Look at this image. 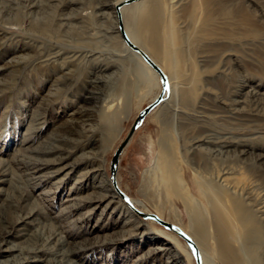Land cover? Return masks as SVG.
<instances>
[{
	"label": "rangeland",
	"instance_id": "1",
	"mask_svg": "<svg viewBox=\"0 0 264 264\" xmlns=\"http://www.w3.org/2000/svg\"><path fill=\"white\" fill-rule=\"evenodd\" d=\"M96 2L86 0L81 10L84 20L80 23L75 19L77 26L72 23L71 27L61 23V13L67 11L63 5L54 6L55 12L36 19L30 14L29 0L16 3L19 7L9 2L7 8L0 9V229L4 220H23L7 235L9 240L0 248V259L29 264H170L172 253L160 248L169 233L180 240L181 251H190V263L197 264L183 237L154 218L139 216L119 193L114 211L104 208L105 202L96 208L89 201L81 205L82 197L93 191L92 179L80 183L76 177L63 179L65 173L53 172L58 165L45 163L61 152L73 150L72 159L87 152L103 164L106 178L116 189L111 159L139 112L163 89L160 75L156 84L155 80L136 75L138 61L123 50L118 36L122 35L120 24L116 32L105 33ZM161 6L165 11L160 24L169 23L174 15L184 35L182 50L177 49L182 51L183 59L172 61L165 38L167 29H162L156 57L172 77V93L170 87L165 100L134 132L120 157L116 180L130 200L145 203L143 208L136 207L156 214L160 209L163 219L188 233L193 200L201 202V211L211 221L213 185L222 184L240 194L252 186L254 192L262 191V184L257 185L261 180H256L258 166L248 172L246 163V168L225 172L222 162L211 160L210 165L201 166L203 173L198 174L191 162L202 163L201 155L186 147L193 137L210 129L219 134L245 133L249 141L264 150V108L255 114L236 116L227 105L244 81L264 89V0H210L196 7L193 17L186 14L193 0H162ZM108 25L105 23V27ZM55 52L58 56H53ZM69 52L74 54L72 61L67 60ZM104 63L109 65L108 72L118 70V80L111 90L101 86L105 100L97 103L89 99L88 91L94 88ZM161 156L176 165L178 162L192 198L182 199L185 191L176 196L164 189L158 173H152L151 180L146 177ZM36 165L41 168L33 174ZM30 208L33 214L24 218ZM208 231L214 263L224 264L216 252L211 224ZM150 235L157 238L150 239ZM12 242L21 244L22 253L21 249L6 250ZM71 243L78 247L74 255L67 253ZM259 252L263 255L264 247ZM260 253L253 259L264 264Z\"/></svg>",
	"mask_w": 264,
	"mask_h": 264
},
{
	"label": "bare ground",
	"instance_id": "2",
	"mask_svg": "<svg viewBox=\"0 0 264 264\" xmlns=\"http://www.w3.org/2000/svg\"><path fill=\"white\" fill-rule=\"evenodd\" d=\"M19 1L21 0H0V9H2L3 7L5 8L7 5H9V2L12 5L13 3L17 5L19 4L18 3ZM122 1L123 0H98V3L96 2L97 15L100 18L101 23L103 24L102 28L104 29L105 33L114 32V31L116 32L118 30L119 14H118L117 5ZM161 1L162 0L134 1L135 3L133 5L129 3L123 5L120 8V12L122 13L124 27L129 37L138 45H140L144 50H146L148 54L152 58H154V60L158 64H160L161 68L166 73L167 71L165 65L161 61H159L156 57V52L158 51V47L160 46V42H161L160 39H161L162 29H167L165 31L166 33L165 38L167 39L170 45V49L168 53L172 61H175V59H178V57L179 59L180 58L183 59L181 44L184 41V35L181 34V30L177 27L174 15H172L173 18L171 17L172 20L169 21V23L167 24L162 23V25L160 24V18H162L163 17L162 15H164L163 12L164 9L161 6ZM221 1L222 0H219V2ZM209 2L210 0H204L203 3L202 2L200 3L199 0H193V7L187 10L186 14H188L190 17L191 16L193 17L196 7H198L200 4H206V3L208 4ZM216 3H218V0H216ZM58 5L59 6L63 5L64 10L67 9L66 12L61 13L60 19L62 24H66L68 26L70 25L71 27L72 23L73 24L74 22L76 23L75 19L76 20L79 19L80 23H82V21L84 20L82 16L83 13L81 12V10L85 8L86 0H29L28 8L30 10V14H33L36 19L43 14L50 15L51 12H55L54 10L56 7L54 8V6L58 7ZM110 5H112L113 8L115 7L117 10L116 11L111 10ZM40 10H42L41 14L39 13ZM107 22H109V25L105 27V23ZM74 25L77 26V24ZM118 36L120 38L121 45L124 48L123 49L124 52L125 50H127L130 53V56H132L134 59H136L139 62V63L136 62V66L134 67V71L136 75L139 78H143L148 81L155 80V84H156V80L160 79L158 72H156L150 65H148V63L137 52L130 49V47L124 41L122 35L118 34ZM177 49H181V50L177 51ZM53 56H58V52H55ZM73 58H74V54L67 56L68 61H72ZM104 64L100 66L99 69L100 75H97L96 79L93 77L95 79L94 88L88 91L89 99H92L94 102L97 103H100L103 98L102 97L103 90L101 86H104L105 88L107 87L109 90H111L114 88V84H116L118 80V78L116 77L118 70H113L112 72H108L109 65L107 64L104 65ZM121 66L125 67V69L127 68L125 64H121ZM129 66L130 65H128V68H130ZM167 75L171 87L170 93H172L173 80L169 73ZM155 98L153 99V101L155 100ZM229 100H230L229 103H227L228 109L233 115L247 116L248 114L251 113L255 114L260 112L264 108V89L258 88L256 86H253L249 82L244 81L241 84L240 90L236 89L232 93V96H230ZM169 105L171 104L169 103ZM226 132L219 134V132L206 129L202 134H199L191 139L190 144L188 145V147H186L187 150L195 154L196 153L200 154L202 160V163L197 164L193 160V156H192L193 161L191 162V164L193 163L192 166L195 172H197L198 174H202L203 170L201 169L202 168L201 166L210 165L209 163H211V160L222 162L226 169L225 172H232V171L236 172V170L238 171L239 168L242 167L246 168L245 167L246 163H247L246 165H248L247 166L248 172H252V169L258 166L257 168L259 169H258V175L256 174L257 175L256 180L258 179L261 180L260 181L261 183H257V185L262 184L261 185L262 191H259L256 185L255 187L259 192L256 191L254 192V189H252L254 186H252L250 190H246V191L244 190L245 192H243L242 190L244 194H240L241 192L236 193L234 192L235 190L230 191L228 188H225L224 185L222 186V184L213 185L210 188V198H211L210 205H211V213H212L211 221L207 220L205 218L203 211H201L202 210L201 208L202 206L200 207L201 202L199 203V200H197V202H194L196 200L192 199L196 205L193 202H191L192 203L191 205V203L188 201V203H190V206L194 208L193 211L191 210V212H193L191 213L192 226L187 232L198 245L202 253L203 264H215L211 255V251H210L211 247L209 244L210 242L209 232L211 231L212 228L211 227L210 231H208L210 224L214 227V232H213L214 235L213 234L212 235L214 236V240L216 242V252L218 256L221 258V260L224 262V264H257V261L256 260L254 261L253 259V255L257 253L259 254L260 253L259 250L261 251V249L264 247V150L262 149L263 147H258L257 145H255L253 141H249L245 133L239 135H233ZM52 141L53 140H51V142ZM44 146L46 145L44 144ZM163 150H162L164 152V153L162 152L163 155H166L165 152V150H167L166 146L164 147ZM72 155H73V150H70L67 154L64 153L62 154L61 152L59 155H57V157L51 158L50 160L48 159L45 160V163L49 162L51 164L58 165L53 170V172L65 173L62 177L63 179H65V176L67 179L76 177V182L79 183L85 182L86 180L88 181L90 178L92 179L93 191L92 193L89 192L90 193L89 195L82 197L84 202H82L81 205L89 201L95 203V208H96L101 206V204L105 202L104 208H112V211L116 210L120 198L118 194L119 192H117L116 189H113V185H111L109 179L106 178V174L103 169V164L97 161V158L93 159L94 157H91L90 156L91 154L87 152H84L81 155L74 157L73 159H72ZM164 157L165 156H161L155 159L156 162L155 165L153 166L154 168L151 167L148 169L146 177L150 178V175H152V173L154 172L158 173L160 177H162L159 178L162 181H164L163 182L165 185L164 189L171 190L172 192H174V194H176V196H180L182 192L185 191L186 196L185 197L183 196L182 199L192 198V193L189 190L190 187L186 182V180L184 179V177L182 176V174L180 173L179 170L180 167L178 168L177 166L178 165L177 160L175 159L177 162L176 165L174 161H172L171 159H166V158L164 159ZM39 168L41 167L39 165H36L32 173L34 174ZM5 169H7V167ZM1 180L5 181L7 179H1ZM184 201L186 202V200ZM131 203L134 206H139L142 208L145 207V203L142 200L132 198ZM81 205L78 206L76 205V206L79 207ZM130 207H129V212L130 211L133 212V210ZM157 212H158L157 214L160 217H163V213L160 209L157 210ZM31 214H33L32 209L28 210L27 215L24 218L30 217ZM21 220L22 218L16 217L12 221L5 223L4 220L2 222V229H0V248H2L4 242H7L9 240L8 236L11 234V229L14 228L15 224H18V222H20ZM180 228L183 229L182 227ZM21 229H23V227H21ZM149 238L155 240L157 237L155 235H150ZM164 240H165L164 245L161 246L160 248H162L164 252H167L169 254L172 253L168 261L170 262V264H191L190 259L192 255L190 251L186 249V251L184 252L179 249V244L181 243L180 240L176 237V235L168 233L164 237ZM59 241L61 240L58 239V242ZM60 245L62 246V244ZM75 246H77V244ZM18 249H21V253L24 250V249L22 250V246L19 242L18 243L12 242L10 248L6 250H11L12 252L13 250H18ZM77 249L78 247L76 248L73 246L69 247L67 251L68 255L76 254ZM2 254L3 253L0 251V255ZM180 254L183 255V258L180 256ZM261 255L262 253H260V258L264 256V254L262 255V257ZM0 261L5 262V264H29L21 260L14 261L12 263L10 259H7L5 261L0 259Z\"/></svg>",
	"mask_w": 264,
	"mask_h": 264
},
{
	"label": "water",
	"instance_id": "3",
	"mask_svg": "<svg viewBox=\"0 0 264 264\" xmlns=\"http://www.w3.org/2000/svg\"><path fill=\"white\" fill-rule=\"evenodd\" d=\"M138 1V0H123L117 5L118 9V14H119V24H120V29L122 33V37L126 44L132 49L133 51L137 52L147 63L150 65L158 74L161 76L162 82H163V89L160 92V94L155 98L153 102L145 106L138 114L136 120L134 121L128 135L126 138L121 142V144L117 147L112 159H111V175L113 179L114 186L116 190L119 192V194L127 200V202L130 203L132 209L141 217L144 218H154L156 221L164 225L166 228L171 229L175 232H177L181 237H183L191 247L193 254L195 256L197 264H203V259H202V253L196 244V242L190 237V235L186 232H184L178 225L169 222L162 217H160L158 214L153 213V212H145L138 207L134 206L131 203L130 197L126 193H124L117 184L116 176L118 173V168H119V163H120V157L123 154V151L127 144L129 143L131 137L133 136L134 132L138 128V126L143 122V120L146 118V116L156 107L158 106L161 102L165 100V97L168 95V92L170 90V82L168 75L164 72V70L161 68L160 64H158L154 58H152L146 50H144L140 45H138L136 42H134L126 32V29L124 27L123 23V17L122 13L120 12V8L128 3Z\"/></svg>",
	"mask_w": 264,
	"mask_h": 264
}]
</instances>
